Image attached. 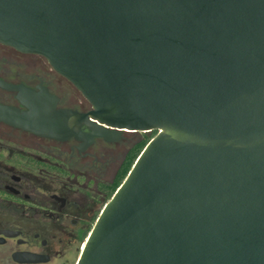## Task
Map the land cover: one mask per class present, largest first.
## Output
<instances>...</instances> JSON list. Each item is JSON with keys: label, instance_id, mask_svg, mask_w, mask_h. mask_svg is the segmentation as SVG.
Listing matches in <instances>:
<instances>
[{"label": "water", "instance_id": "1", "mask_svg": "<svg viewBox=\"0 0 264 264\" xmlns=\"http://www.w3.org/2000/svg\"><path fill=\"white\" fill-rule=\"evenodd\" d=\"M0 42L44 56L84 114L0 105L38 134H156L77 264H264V0H0Z\"/></svg>", "mask_w": 264, "mask_h": 264}, {"label": "flooded vegetation", "instance_id": "2", "mask_svg": "<svg viewBox=\"0 0 264 264\" xmlns=\"http://www.w3.org/2000/svg\"><path fill=\"white\" fill-rule=\"evenodd\" d=\"M34 102L49 115L92 109L44 56L0 42V105L28 112ZM68 125L80 135L55 138L0 120V264H77L123 162L154 131L105 138L78 116Z\"/></svg>", "mask_w": 264, "mask_h": 264}, {"label": "trees", "instance_id": "3", "mask_svg": "<svg viewBox=\"0 0 264 264\" xmlns=\"http://www.w3.org/2000/svg\"><path fill=\"white\" fill-rule=\"evenodd\" d=\"M156 134V131H153L152 136L144 138L135 148L133 152H131L123 162V165L119 171L118 178L114 184L113 189L111 190V193L116 190V188L121 184L127 173L129 172L130 168L132 167L133 163L135 162L136 158L140 154L143 147L146 145V143L149 141L151 137H153Z\"/></svg>", "mask_w": 264, "mask_h": 264}, {"label": "rangeland", "instance_id": "4", "mask_svg": "<svg viewBox=\"0 0 264 264\" xmlns=\"http://www.w3.org/2000/svg\"><path fill=\"white\" fill-rule=\"evenodd\" d=\"M135 137H137L139 140H141L142 139V133H138Z\"/></svg>", "mask_w": 264, "mask_h": 264}]
</instances>
